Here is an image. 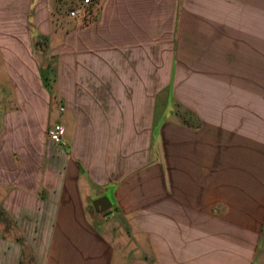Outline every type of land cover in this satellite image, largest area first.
Returning <instances> with one entry per match:
<instances>
[{
	"label": "crops",
	"instance_id": "0c3cea01",
	"mask_svg": "<svg viewBox=\"0 0 264 264\" xmlns=\"http://www.w3.org/2000/svg\"><path fill=\"white\" fill-rule=\"evenodd\" d=\"M56 7L0 0V264H264V0Z\"/></svg>",
	"mask_w": 264,
	"mask_h": 264
},
{
	"label": "rangeland",
	"instance_id": "374dc122",
	"mask_svg": "<svg viewBox=\"0 0 264 264\" xmlns=\"http://www.w3.org/2000/svg\"><path fill=\"white\" fill-rule=\"evenodd\" d=\"M98 1L100 0H89V3L85 5L87 10L89 11V15L87 17L72 18L69 15L70 12L74 10L76 7L82 5L84 0H57V7L56 9L52 10L53 12L52 16L50 13V19L52 18L53 21L56 22V24L53 25V28L55 30L63 31L64 29H68L69 27H73L75 25L81 26L91 22L93 18V12L91 11V6H93V4L97 3ZM29 31L32 39V50L35 55V58L39 64L45 65L46 62L49 60V57L45 55L47 54L46 50H48V44H47L48 41L39 35L36 27L32 23L29 25ZM53 45L54 43L51 44V47H53ZM51 61L53 62L52 58ZM52 62L51 64L53 65ZM0 80L2 81L6 80L5 75L3 74L1 68H0ZM13 97L14 95L11 94V91L9 89H7V91H5L4 89H0V129L2 126L1 111H4L5 108L12 109L16 107L14 101L15 99ZM13 160L17 163L19 162V158L16 153H13ZM6 191L7 189L5 188V186L0 185V199L1 197H3V194H5ZM1 217L2 216L0 215V219ZM6 224H10V223L6 222ZM262 246H264V237H263Z\"/></svg>",
	"mask_w": 264,
	"mask_h": 264
},
{
	"label": "built area",
	"instance_id": "2783aa9c",
	"mask_svg": "<svg viewBox=\"0 0 264 264\" xmlns=\"http://www.w3.org/2000/svg\"><path fill=\"white\" fill-rule=\"evenodd\" d=\"M87 3H89V0H84L83 4L72 10L69 15L72 18L87 17L89 15V11L85 6ZM64 134H65V129L61 124H54L47 131V135L50 138V140L57 144L63 143Z\"/></svg>",
	"mask_w": 264,
	"mask_h": 264
},
{
	"label": "water",
	"instance_id": "95a60500",
	"mask_svg": "<svg viewBox=\"0 0 264 264\" xmlns=\"http://www.w3.org/2000/svg\"><path fill=\"white\" fill-rule=\"evenodd\" d=\"M111 206L109 199L106 196L96 198L92 201V207L95 212L102 213L108 210Z\"/></svg>",
	"mask_w": 264,
	"mask_h": 264
}]
</instances>
